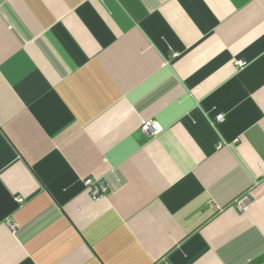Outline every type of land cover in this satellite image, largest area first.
Segmentation results:
<instances>
[{
  "label": "crops",
  "instance_id": "crops-1",
  "mask_svg": "<svg viewBox=\"0 0 264 264\" xmlns=\"http://www.w3.org/2000/svg\"><path fill=\"white\" fill-rule=\"evenodd\" d=\"M263 259L264 0H0V264Z\"/></svg>",
  "mask_w": 264,
  "mask_h": 264
},
{
  "label": "built area",
  "instance_id": "built-area-1",
  "mask_svg": "<svg viewBox=\"0 0 264 264\" xmlns=\"http://www.w3.org/2000/svg\"><path fill=\"white\" fill-rule=\"evenodd\" d=\"M238 67H243L245 63L243 61L236 62ZM222 120V117H219ZM142 129L146 133L156 134L158 132V128L155 123L152 121H147L143 123ZM86 187L90 190L93 199H99L107 192V187L102 182H97L93 179H86L85 181ZM254 200L250 195H246L242 199H238L233 204V208L235 211L239 213H245L248 209L254 204ZM12 230H16V224L9 222Z\"/></svg>",
  "mask_w": 264,
  "mask_h": 264
},
{
  "label": "trees",
  "instance_id": "trees-1",
  "mask_svg": "<svg viewBox=\"0 0 264 264\" xmlns=\"http://www.w3.org/2000/svg\"><path fill=\"white\" fill-rule=\"evenodd\" d=\"M257 264H264V259L259 261Z\"/></svg>",
  "mask_w": 264,
  "mask_h": 264
}]
</instances>
